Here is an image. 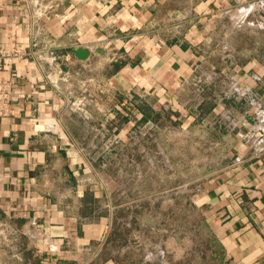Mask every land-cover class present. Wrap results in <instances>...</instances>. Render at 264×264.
Masks as SVG:
<instances>
[{"label":"crops","instance_id":"1","mask_svg":"<svg viewBox=\"0 0 264 264\" xmlns=\"http://www.w3.org/2000/svg\"><path fill=\"white\" fill-rule=\"evenodd\" d=\"M33 1L47 8V17L34 21ZM252 1L263 6L240 9L237 0H0V58L15 50L25 54L0 69V80L14 81L13 114L0 118V219L27 241L22 250L39 253V264H74L72 254L109 236L111 199L90 179L93 122L68 109L83 83L99 80L121 98L136 92L133 97L142 101L119 108L129 116L120 140L133 134L127 130L134 129L137 112L138 121L148 120L165 104L170 117L183 118V134L199 129L198 155L206 153L202 136L208 135L207 150L219 157H213V173L203 177L194 200L217 243L213 264H264V149L243 136L254 133L259 118L244 98L197 106L203 88L227 71L230 84L262 94L264 0ZM234 10L237 22L222 36V16ZM78 47L84 59L76 56ZM46 50L62 72L37 63L36 53ZM225 86L220 79L215 90ZM85 108L92 113L90 104ZM197 165L205 171L204 162ZM119 220L130 232L136 216ZM145 230L146 244L135 236L101 264H166L158 251L164 245L165 257L173 255V238L165 232L164 244L156 243L157 230Z\"/></svg>","mask_w":264,"mask_h":264},{"label":"rangeland","instance_id":"2","mask_svg":"<svg viewBox=\"0 0 264 264\" xmlns=\"http://www.w3.org/2000/svg\"><path fill=\"white\" fill-rule=\"evenodd\" d=\"M234 12L222 16V36L228 34L233 28L232 24L237 22L231 17ZM173 29L181 33V27ZM218 76L223 84L229 86L231 81L228 71ZM177 99L181 110L185 100L183 92ZM226 100L223 98L221 103ZM165 105L167 111H159L156 115L152 114L151 118L148 117V120L138 121L134 129L131 127L127 130L133 134L128 135L124 141L120 140L122 146L112 144L108 150H104L105 138L100 137L98 130L101 117L96 108L92 107V128L98 130L99 135L95 131L92 142L94 148L88 155L93 158L90 161L94 168L90 179L103 185L109 193L115 218L112 219L109 236L101 238L93 248L80 251L77 255L72 254L76 258V262L72 260V263L101 264L111 254L116 257L119 244L125 241L132 243L135 236L139 244L144 245L150 238L145 229L152 226L157 230L156 236L152 234L156 243L164 244L165 232H168V238H173V255L170 253L166 258L162 245L158 251L160 262L213 264L214 253L218 255L217 243L204 223L194 197L201 188L199 185L203 177L213 173V157L219 155L214 156L207 150L211 144L205 139L208 135L202 136L207 144V147L204 146L206 153H203L204 156L198 155L199 145L202 144L197 135L199 129L194 126L191 128L193 134H183V118L178 113L170 117L169 106ZM198 161L205 163V171L198 169ZM152 166L156 169L151 171ZM131 213H134L136 220L128 232L126 226L121 229L119 217ZM6 228L5 222L0 219V264H39V253L22 250L27 241ZM68 257L71 258V255L68 254Z\"/></svg>","mask_w":264,"mask_h":264},{"label":"built area","instance_id":"3","mask_svg":"<svg viewBox=\"0 0 264 264\" xmlns=\"http://www.w3.org/2000/svg\"><path fill=\"white\" fill-rule=\"evenodd\" d=\"M240 2L242 8H249L255 10V8H261L263 6V1H252V0H237ZM31 14L34 21H39L43 16L47 17L49 13L42 5H40L37 1H33L31 3ZM235 9V8H234ZM239 9V8H238ZM237 11V9H235ZM234 10V11H235ZM252 10V11H253ZM177 28V27H176ZM197 52V50H196ZM25 54L22 53L21 50H15L9 56H4L0 58V69H8L12 64V59L17 57H23ZM119 57H122L121 55ZM114 58V57H113ZM117 59V58H115ZM36 61L39 65L46 64L48 68H54L58 72H62L61 65L57 63V57L52 51L46 50L44 52L36 53ZM51 66V67H49ZM69 75L67 72L63 73V77L61 79L63 81H67ZM229 78V77H228ZM220 80L219 76L215 77V80L212 84L207 85L203 88L199 99L197 101V106L209 104L214 102L215 99L226 98L229 99H238L243 100L248 103L250 107L249 110L255 109L254 115L259 118L258 126L254 125V133L253 134H244V138L248 140H253V145L256 148L264 149V87L261 95L251 94L240 87H236V83L229 84V86H225L226 88H222L221 92H217L215 90L216 84ZM231 81L232 78H229ZM216 82V83H215ZM106 87V90H103L102 87ZM112 89L105 83H99V80H95L93 84L89 81L82 84V94L78 96L77 99L71 101L68 105V109L71 112L80 113L82 118L90 119L91 114L86 110L85 104H90L92 107H95L98 113L101 115V121L99 123V134L100 137L105 138L104 141V150H108L112 144H119V132L124 129L125 125H123V119L129 118L127 114L119 112V108L132 103L134 106H139L142 104L140 99H135L134 93L131 92L127 96H123L122 98L117 94L111 91ZM14 94V81L12 79H3L0 80V118L9 117L13 114V95ZM186 104V103H184ZM161 113L167 111V107H163L162 110H158ZM250 112V111H249ZM133 118L132 123L133 126H137V122L140 118H142V114L137 112ZM204 120H208L207 116H204ZM202 119V120H203ZM215 119L213 120V122ZM221 122V119H219ZM218 121V124H219ZM217 123V121H215ZM98 130H95L98 134ZM94 129L93 132L95 133Z\"/></svg>","mask_w":264,"mask_h":264},{"label":"water","instance_id":"4","mask_svg":"<svg viewBox=\"0 0 264 264\" xmlns=\"http://www.w3.org/2000/svg\"><path fill=\"white\" fill-rule=\"evenodd\" d=\"M75 54L79 59H84L86 57L85 50L81 49L80 47L75 50Z\"/></svg>","mask_w":264,"mask_h":264},{"label":"bare ground","instance_id":"5","mask_svg":"<svg viewBox=\"0 0 264 264\" xmlns=\"http://www.w3.org/2000/svg\"><path fill=\"white\" fill-rule=\"evenodd\" d=\"M252 9V8H251ZM244 10V9H243ZM243 10H241L240 12L243 14V12H246L247 13V10L246 11H243ZM240 12L238 13V14H240ZM238 14H237V16H238ZM245 14V13H244ZM245 16V15H244ZM240 17V16H239ZM243 17V16H242ZM234 18V17H233ZM235 18H237L236 16H235ZM235 20V19H234Z\"/></svg>","mask_w":264,"mask_h":264}]
</instances>
